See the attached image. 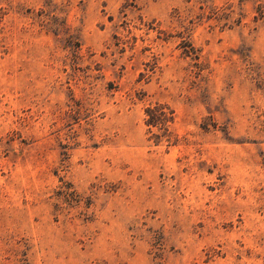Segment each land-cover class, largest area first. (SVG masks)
I'll use <instances>...</instances> for the list:
<instances>
[{
    "label": "rangeland",
    "instance_id": "1",
    "mask_svg": "<svg viewBox=\"0 0 264 264\" xmlns=\"http://www.w3.org/2000/svg\"><path fill=\"white\" fill-rule=\"evenodd\" d=\"M0 264H264V0H0Z\"/></svg>",
    "mask_w": 264,
    "mask_h": 264
}]
</instances>
